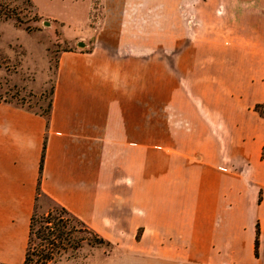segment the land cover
<instances>
[{"label":"crops","instance_id":"0c3cea01","mask_svg":"<svg viewBox=\"0 0 264 264\" xmlns=\"http://www.w3.org/2000/svg\"><path fill=\"white\" fill-rule=\"evenodd\" d=\"M31 1L87 33L92 0ZM97 9L47 115L0 100V262L24 264L42 194L110 264H264V0Z\"/></svg>","mask_w":264,"mask_h":264},{"label":"rangeland","instance_id":"374dc122","mask_svg":"<svg viewBox=\"0 0 264 264\" xmlns=\"http://www.w3.org/2000/svg\"><path fill=\"white\" fill-rule=\"evenodd\" d=\"M99 3L100 0H92L90 19L85 23L87 33L84 34L79 31L81 26L77 22L63 21L45 13L56 3H43L41 12L30 0H0V100L47 115L52 101L58 55L62 50L78 47L79 40L93 42L96 16L101 12L100 9L96 10ZM50 210H55L62 218L60 225L67 224L63 230H70L71 239L62 241L51 235L58 246L47 243L39 237L40 223H37L32 245L35 258L39 254H50L53 257L50 264L111 263V255L118 252L115 246L100 242L76 218L61 212L58 204L39 194L34 210L38 220L39 216ZM49 226L56 228L52 223Z\"/></svg>","mask_w":264,"mask_h":264},{"label":"trees","instance_id":"16d2710c","mask_svg":"<svg viewBox=\"0 0 264 264\" xmlns=\"http://www.w3.org/2000/svg\"><path fill=\"white\" fill-rule=\"evenodd\" d=\"M31 1V0H30ZM51 107V104H50ZM43 161H44V154L42 156V162H41V169L43 167ZM60 206V205H59ZM61 207V212H65L70 214L71 216H73L74 218H76L74 215H72L66 208ZM37 214L36 212L33 213L32 217H31V224H30V238L28 241V246H27V251H26V257H25V261L24 264H50L51 260L53 259V257L49 254H39L37 255V258L34 257V252H32V245L34 242V234H35V227L37 223H40V228L38 229V233H39V237L43 240H46L47 243H51L53 245L58 246V244L55 242V240L51 239V235H53L55 238H60L62 241L66 240L69 241L71 238L69 237V232H65L63 230V227H66V223L60 225L59 222L62 221V218L58 217V214L55 213V210H50L47 214H43L42 216H39V220L37 218ZM77 219V218H76ZM78 220V219H77ZM58 221V223H57ZM80 222V224L86 228L87 230L91 231L92 234H94V236L97 237V239H99L100 242L102 243H107L110 244L111 243L107 240H105L104 238H102L101 236H99L94 230H92L91 228H89L88 226H86L82 221L78 220ZM46 224L45 226L43 224ZM55 224V227H51L49 226V224ZM47 228L49 231H47ZM58 231V234H56ZM258 245H259V229L257 230V237H256V252H258ZM61 248V247H59ZM64 248V247H62Z\"/></svg>","mask_w":264,"mask_h":264}]
</instances>
